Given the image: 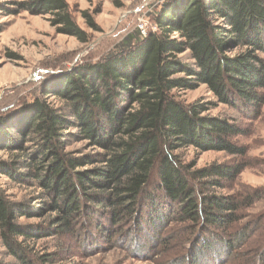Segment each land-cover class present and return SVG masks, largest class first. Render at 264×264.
Here are the masks:
<instances>
[{
  "label": "trees",
  "instance_id": "1",
  "mask_svg": "<svg viewBox=\"0 0 264 264\" xmlns=\"http://www.w3.org/2000/svg\"><path fill=\"white\" fill-rule=\"evenodd\" d=\"M20 10L48 15L58 33L87 42L65 0H0V13ZM155 23L157 32L129 37L100 62L75 66L60 89L44 90L65 107L33 99L0 115V152L9 154L0 158V176L38 190L31 200L14 201L0 187V244L14 262L0 264H54L56 252L35 258L27 244L81 239L86 227L84 240L95 245L145 212L157 233L166 220L188 225L191 243L198 245L190 264H203V251L217 262L246 243L249 229L237 228L239 212L259 195L210 192L233 183L248 166L247 149L235 139L251 129L202 116L215 103L183 105L172 91L205 85L217 104L247 120L258 118L264 105V0H176ZM184 52L191 63L179 58ZM75 140L102 151L74 156L65 148ZM191 146L237 159L192 171L175 155ZM35 218L44 221L20 222ZM261 220L264 229V215ZM253 261L264 264V247Z\"/></svg>",
  "mask_w": 264,
  "mask_h": 264
},
{
  "label": "rangeland",
  "instance_id": "2",
  "mask_svg": "<svg viewBox=\"0 0 264 264\" xmlns=\"http://www.w3.org/2000/svg\"><path fill=\"white\" fill-rule=\"evenodd\" d=\"M65 1L73 20L86 34V43L58 33L56 28L51 26L48 15H32L26 10L14 14L0 13V115L33 99L56 108L65 107V101L60 97L43 92L60 89L62 81L70 75L75 66L91 65L97 60L100 62L129 37L137 34L138 37L144 38L149 33L157 32L159 28L155 23L156 15L163 8L176 2V0ZM83 12L92 18L96 28L86 24ZM171 36L178 38L177 33ZM236 52L238 50L229 52L228 55L232 56ZM179 58L191 63L188 52H184ZM172 94L183 105L194 102L215 103V106L202 116L227 118L235 123L249 125L251 129L248 136L235 139L237 144L247 149L248 166L233 183L226 184L224 189H213L210 192L216 195H259L250 207L239 212L242 219L237 228L248 227L249 238L236 252L223 256L217 262L210 258V251L202 250L204 252L202 261L203 264H253L257 251L264 247V229L261 228V219L264 215V105L260 116L250 121L243 118L236 109L217 104L205 85L193 90H174ZM65 151L74 156H81L102 150L91 147L88 142L75 140L68 143ZM175 155L183 165L192 168V171L237 159L224 152H203L192 146L177 150ZM8 157L7 152H0V158ZM0 187L14 201L31 200L38 193L33 186L14 184L1 176ZM33 204L36 205V202ZM146 214L145 212L138 222L127 224L134 228L128 236L126 230H129V227L122 224L112 229L109 234L106 232L95 245L84 240L86 236L84 233L90 232L89 229L85 230L86 227L82 228L84 235L82 234L81 239L46 238L27 245L33 250L32 255L35 258L56 252L57 262L54 264H190V253L196 251L198 245L191 243L193 234L186 228L188 225L166 220L163 229L157 233L156 228H151ZM42 221L44 220L38 218L29 221L20 219V222L27 223ZM92 222L91 219V226ZM135 224L140 226L142 234ZM0 262H13L6 256L1 244Z\"/></svg>",
  "mask_w": 264,
  "mask_h": 264
}]
</instances>
